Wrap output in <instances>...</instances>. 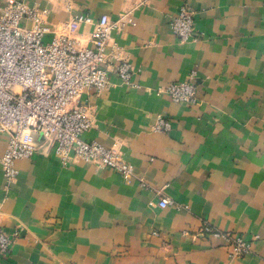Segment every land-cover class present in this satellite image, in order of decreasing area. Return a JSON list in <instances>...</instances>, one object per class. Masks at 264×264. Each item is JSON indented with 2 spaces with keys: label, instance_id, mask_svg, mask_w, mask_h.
<instances>
[{
  "label": "crops",
  "instance_id": "obj_1",
  "mask_svg": "<svg viewBox=\"0 0 264 264\" xmlns=\"http://www.w3.org/2000/svg\"><path fill=\"white\" fill-rule=\"evenodd\" d=\"M24 1L47 11L56 35L87 17L72 34L81 46L101 16L128 15L111 38L132 85L112 75L108 90L82 95L94 115L82 137L115 147L133 176L41 151L17 162L10 184L0 167V222L17 233L0 264H264V0ZM184 4L199 40L169 27ZM191 75L194 105L156 95ZM159 116L168 132L154 131ZM6 141L0 133V157ZM204 223L244 236L250 250L231 259L223 241L200 234Z\"/></svg>",
  "mask_w": 264,
  "mask_h": 264
},
{
  "label": "built area",
  "instance_id": "obj_2",
  "mask_svg": "<svg viewBox=\"0 0 264 264\" xmlns=\"http://www.w3.org/2000/svg\"><path fill=\"white\" fill-rule=\"evenodd\" d=\"M46 10L24 0L0 5V133L7 135L0 167L6 184L18 176L17 162L38 152L53 153L67 166L75 160L133 176V167L115 147L83 139L94 125V115L81 102L84 93L104 92L112 86L111 76L132 85L133 68L120 46L111 38L114 30L131 22L124 15L111 23L100 17L90 37V46H81L72 34L77 25L90 20L81 15L72 19L56 35L44 17ZM169 27L180 41L199 40L194 13L186 4L171 17ZM55 35L45 41L48 34ZM195 78L160 87L156 95L173 102L194 105L197 101ZM156 132H168L170 122L162 116L154 125ZM171 204L160 199L158 206ZM200 234L223 241L233 259L250 250L251 241L242 235L220 231L204 223ZM15 235L5 232L0 222V257H8Z\"/></svg>",
  "mask_w": 264,
  "mask_h": 264
}]
</instances>
